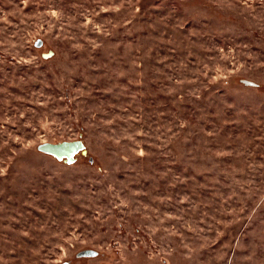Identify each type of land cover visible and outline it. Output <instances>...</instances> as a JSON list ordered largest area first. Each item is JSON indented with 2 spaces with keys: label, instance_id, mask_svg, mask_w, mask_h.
<instances>
[{
  "label": "rangeland",
  "instance_id": "rangeland-1",
  "mask_svg": "<svg viewBox=\"0 0 264 264\" xmlns=\"http://www.w3.org/2000/svg\"><path fill=\"white\" fill-rule=\"evenodd\" d=\"M63 263L264 264V0H0V264Z\"/></svg>",
  "mask_w": 264,
  "mask_h": 264
},
{
  "label": "water",
  "instance_id": "water-1",
  "mask_svg": "<svg viewBox=\"0 0 264 264\" xmlns=\"http://www.w3.org/2000/svg\"><path fill=\"white\" fill-rule=\"evenodd\" d=\"M79 142H65L60 144H41L38 146V150L42 153L54 156L58 160L65 159L68 162H72V157L83 149Z\"/></svg>",
  "mask_w": 264,
  "mask_h": 264
},
{
  "label": "flooded vegetation",
  "instance_id": "flooded-vegetation-1",
  "mask_svg": "<svg viewBox=\"0 0 264 264\" xmlns=\"http://www.w3.org/2000/svg\"><path fill=\"white\" fill-rule=\"evenodd\" d=\"M63 264H69V263H63Z\"/></svg>",
  "mask_w": 264,
  "mask_h": 264
}]
</instances>
